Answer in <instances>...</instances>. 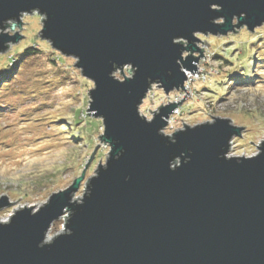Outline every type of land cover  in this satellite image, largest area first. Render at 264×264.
<instances>
[{"label":"water","instance_id":"1","mask_svg":"<svg viewBox=\"0 0 264 264\" xmlns=\"http://www.w3.org/2000/svg\"><path fill=\"white\" fill-rule=\"evenodd\" d=\"M212 3L223 10H210ZM21 10L42 16L40 38L74 57L73 65L93 83L86 114L101 119L97 137L109 150L104 165L98 162L86 180L82 205L75 206L73 197L98 143L81 174L52 192L40 213L31 216L38 208L24 206L10 226L0 227V264H264V152L226 156L244 126L219 116L193 126L182 122L173 133L177 144L165 146L157 129L183 101L161 105L166 119L157 116L152 124L136 115L149 77L163 82L166 95L183 88L186 76L176 64L180 51L173 37L191 40L199 30L201 42L200 34L222 36L241 27L253 32L264 21V0H0V24L20 28ZM240 12L247 13V24L231 27L232 15ZM218 16L227 18L225 25L210 23ZM20 37L17 31L0 35V52ZM202 50L193 46L183 66L195 72ZM127 62L139 68L133 80L109 77ZM256 147L264 148V140ZM181 152L189 162L170 171L169 161ZM4 204L0 210L11 202L2 194ZM66 213L73 235L38 248L47 226Z\"/></svg>","mask_w":264,"mask_h":264},{"label":"rangeland","instance_id":"2","mask_svg":"<svg viewBox=\"0 0 264 264\" xmlns=\"http://www.w3.org/2000/svg\"><path fill=\"white\" fill-rule=\"evenodd\" d=\"M19 21L20 28L17 25L13 30L6 28L12 33L17 31L20 39L0 52V68H12L6 78V87L0 80V195L7 192L11 202L10 207L0 210V216L17 205L34 208L43 205L52 192L64 189L81 174L98 143L74 194V197L77 194L81 197L86 180L95 174L98 162L104 165L109 150L97 137L103 131L101 119L86 114L90 99L88 89L93 83L73 65L74 57L63 56L49 41L40 38L38 30L43 20L38 12L23 14ZM200 37L209 44L211 52L203 68L209 72L215 69L216 74L205 81L193 82L195 91L190 98L182 100L181 118L176 128L212 121L215 116L229 118L233 125L244 127L241 136L229 141L226 156L248 157L257 151V140H264V68L258 67L255 59L247 63L254 53L262 52L264 26L253 32L241 27L227 35L200 34ZM27 45L41 51H37L38 55L24 57L18 70L19 64H13L15 52ZM51 55L60 60V69L48 61ZM223 57L234 65H247L249 75L253 73L250 77H255L254 82L227 83L223 76L226 72H234L236 66L231 68L224 64ZM221 81L225 82L220 84ZM18 88V96L11 93ZM156 91L160 95L159 90ZM173 93L163 92V95L170 97ZM143 102L148 107L153 104L146 96ZM71 137L80 139L72 142ZM62 223L64 220L60 217L49 228L55 232Z\"/></svg>","mask_w":264,"mask_h":264},{"label":"clouds","instance_id":"3","mask_svg":"<svg viewBox=\"0 0 264 264\" xmlns=\"http://www.w3.org/2000/svg\"><path fill=\"white\" fill-rule=\"evenodd\" d=\"M209 7H210V10L216 11V12H220L223 10L222 5L218 3H212L209 5ZM34 9H39V8H34ZM27 11L28 10H21L18 13L26 14ZM45 14L47 13L45 12ZM246 20H247L246 12H240L238 15L233 14L231 17V27L234 25L247 24L246 22L242 23V21H246ZM226 22H227V18L225 16L213 17L210 20V23L213 25H225ZM7 23L13 24L14 22L12 19H9ZM258 25L264 26V21H261ZM200 32L201 31L199 30H194L191 33V36H192L191 40H189L188 38L184 36H175L172 38V43L174 45L179 46V51H180V55H179V58L176 60V64L179 66L180 73H183L184 76L189 77L190 80L197 78V74H194L193 72L189 71L183 65L186 62L187 57L190 55V49H192L193 46L195 47L199 44L197 37ZM3 34H7L9 37L12 36V32L9 31L3 24H0V35H3ZM200 46L203 47V45H200ZM209 56H210V53H208L206 50L205 59H208ZM202 63L196 65V67L201 72L203 71ZM113 64H116V63H113ZM138 70H139L138 66L134 65L132 62H127L119 66V71L112 70L109 73V77L114 79L116 82L125 83L127 81L133 80ZM149 79L152 80L151 88L153 90H159L160 95H159V99L155 103H153L150 107L146 106L145 102H143L142 100V97L139 99L138 103L136 104V115L139 119L144 121L146 124H152L153 121L157 118V116H160L159 109L162 104L167 105L168 103L172 102L171 97H165L163 95V90H164L163 82L158 78L153 80L152 78L149 77L147 80ZM160 119L165 120L166 118L163 116H160ZM167 123L169 127L171 128V130L169 131L167 129H164L162 131L161 128L159 127L157 129V135L165 139V146H168L171 144H177L178 136L174 135L173 133H178L180 130H178L174 125H172L171 121H167ZM260 143L261 142L257 140V144L259 145ZM223 148L225 147L222 146V151H223ZM190 151L191 150L189 149V152ZM262 152H264V148H261V150L251 153L249 158L258 157L261 155ZM121 153L122 155L124 154V149H121L119 152L116 153L115 159L117 160L120 159V157L122 156ZM223 158L226 160H232L231 158H225V152H223ZM189 160H190V156H186L185 153L181 152L179 156H173V158L169 161V165H168L169 170L174 172L178 170L182 166V164H187ZM236 163L240 164L242 163V160L236 159ZM107 167L105 168V170L107 169ZM129 179L130 177H125L126 181ZM4 195L6 196L8 195V193L5 192ZM87 195L91 196V191ZM84 198L85 197L80 198L79 194H77L76 197H73V199L76 200L77 202L75 206L82 205L84 203ZM4 206L5 204L0 207H4ZM23 207H24L23 205H17L12 211H9L6 214L0 216V227L10 226L13 221V218L16 217L18 213L21 212L18 209H22ZM41 210L42 209L38 208L34 212L30 211L29 215L35 216L36 214L40 213ZM62 219L65 222L62 223L59 229L55 232H53L52 229L47 226V228L42 234V239L39 240L37 243L38 248L43 249L46 246L51 247L52 245L55 244L57 239H59L60 237L73 235L72 228L68 227V225L71 222V219H68L67 216H62Z\"/></svg>","mask_w":264,"mask_h":264},{"label":"trees","instance_id":"4","mask_svg":"<svg viewBox=\"0 0 264 264\" xmlns=\"http://www.w3.org/2000/svg\"><path fill=\"white\" fill-rule=\"evenodd\" d=\"M6 27H7V25H6ZM37 51L40 52L41 50L34 48L32 45L22 46L21 48H19V50H16L15 54H17V55H16V57L13 60V64H16V65L19 64L20 61H22V59L24 57H27V56H30V55H38ZM257 51H259V49H257ZM55 55L59 56L58 59H60V58L63 59V56H61L59 54H55ZM215 55L219 56V54H217V53H215ZM58 59L51 55V57H49L48 61L53 63V64L50 63L51 65L55 66L57 69H60L61 66L58 63L60 60H58ZM252 59L256 60L255 63H257L258 67H263L264 68V46L262 47V52L260 54L259 53H254L251 57H249V59L247 60V63H248V61H250ZM223 60H224V64L230 66L231 68H233V66H236L233 69L234 72H232V71L231 72H226V74L223 76V78H225V81L227 83H230V84L233 85L235 83H240V82H242V83H246V82H251L252 83V82H254L255 77L254 76L250 77L251 73L249 75V71H248V69H246L247 65L245 67L240 66L239 63L234 65L232 62H230L225 57H223ZM258 63H260V64H258ZM19 66L20 67L18 68V70H20L21 67H22L20 64H19ZM5 67L6 66H4L3 68H0V80L4 81L3 86L6 87L7 86V84H5L6 83V78H8V76H9L8 74L10 73L9 71L12 68L8 69L7 67L6 68ZM236 71H238L237 74L235 73ZM252 75H253V73H252ZM229 76H231L233 78L231 79ZM224 82L221 81L220 84L221 83L223 84ZM256 83H257V81H256ZM18 90H19V88L17 90H14V91L11 90V93L18 96ZM0 93H2V92H0ZM37 109H39V108H37ZM57 134H59V133H57ZM66 139H68V138H66ZM78 139H80V138H72V142L74 140H78ZM70 142H71V140H70Z\"/></svg>","mask_w":264,"mask_h":264},{"label":"built area","instance_id":"5","mask_svg":"<svg viewBox=\"0 0 264 264\" xmlns=\"http://www.w3.org/2000/svg\"><path fill=\"white\" fill-rule=\"evenodd\" d=\"M203 40L201 39V42H199V44L197 46H199L201 48L200 45H203V49L202 50V56H201V59L198 61L197 64H201L202 62V67L204 66L205 63H207L211 56L208 57V59H205V54H206V50L208 53L211 54L210 50H209V46H207L206 44H204L202 42ZM204 56V57H203ZM197 68V67H196ZM216 72L215 69L211 70L210 72L207 71L205 68H203V71L201 72L198 68L195 72H193L194 74H197V78H194V79H191L189 77H186L185 81H184V84H183V88L187 91H189V94L187 93L186 94V91L181 88V90H178V91H173L174 93L172 94V96L170 95V97L172 98V101H176L178 102L179 100H185L187 98H190L193 94V92L195 91L194 88L192 87V84L194 81H205L207 79H209V77L211 75H213L214 73ZM216 74V73H215ZM159 94L157 93L156 90H153L151 87L150 89H148L147 91V94H146V98L150 99V101L152 103H154L156 101V99L158 100L159 99ZM185 95V98L181 99L183 96ZM167 97V96H165ZM171 115L166 119V123L167 121H171L172 125H174L176 127V125L178 124V121L180 120L181 118V108L180 106L179 107H176L174 108L172 111H171ZM164 129H167V130H171V128L169 127L168 123L166 124V126L164 128H162L161 130L163 131Z\"/></svg>","mask_w":264,"mask_h":264}]
</instances>
